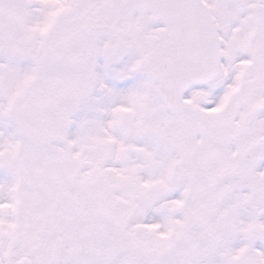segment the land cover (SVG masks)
Returning <instances> with one entry per match:
<instances>
[{"label":"snow or ice","instance_id":"1","mask_svg":"<svg viewBox=\"0 0 264 264\" xmlns=\"http://www.w3.org/2000/svg\"><path fill=\"white\" fill-rule=\"evenodd\" d=\"M0 264H264V0H0Z\"/></svg>","mask_w":264,"mask_h":264}]
</instances>
